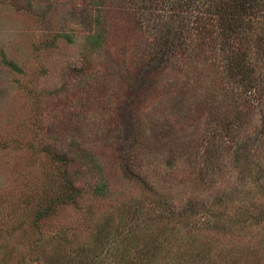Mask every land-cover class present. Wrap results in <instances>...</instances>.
<instances>
[{
	"label": "rangeland",
	"instance_id": "rangeland-1",
	"mask_svg": "<svg viewBox=\"0 0 264 264\" xmlns=\"http://www.w3.org/2000/svg\"><path fill=\"white\" fill-rule=\"evenodd\" d=\"M183 1L0 0V264H69L77 243L92 250L101 238L155 254L153 264H264V85L235 153L201 150L204 128L244 107L249 91L210 61L197 0ZM168 20L192 42L175 74L149 82L143 39ZM93 32L105 34L94 47ZM244 147L252 167L239 169ZM60 155L86 192L36 220L62 178ZM100 179L104 196L92 192ZM184 205L192 215L176 220Z\"/></svg>",
	"mask_w": 264,
	"mask_h": 264
},
{
	"label": "trees",
	"instance_id": "trees-1",
	"mask_svg": "<svg viewBox=\"0 0 264 264\" xmlns=\"http://www.w3.org/2000/svg\"><path fill=\"white\" fill-rule=\"evenodd\" d=\"M183 2L188 3L189 0H184ZM195 2L196 0H192V4ZM196 4L199 6V13L202 19L200 21L202 24L200 32L207 35L205 39H200L201 43L199 45H208L210 61L212 58L215 64L222 66L224 78L235 84L234 88L239 89L244 86L249 91L244 107L236 106L233 113L223 115L222 120L219 117H214L217 126L214 128L209 127V125L206 126L201 137V145L203 146L201 150L210 154L215 149L231 151L232 153L234 148L235 150L238 149L237 141L241 142V138H236V133L239 128V122L248 113L245 107L250 105L254 110L256 107L261 108L262 105L263 92H260L255 86L260 81L264 85V70L261 71V66H264V25L262 24L264 23V0H197ZM97 21L98 17L93 23L95 24ZM175 25L173 28L170 25V20L161 22L160 26L157 23L148 25L151 35L149 39H143V48L138 58L141 66H151L155 78L148 75L146 81L154 82L158 74L167 70L175 74V59L180 58L181 53H184L186 47L191 44L193 34L191 30L184 31L185 29L180 24ZM185 34L187 35L188 44L186 46V43H184L183 47L181 40L184 39ZM104 38L105 34L103 36L101 32H93L88 35L86 40L90 41L94 47L98 46ZM7 64L12 67L16 66L10 61H7ZM261 118L264 124V114ZM257 140L259 144H263L261 135ZM243 143L244 141L242 146L245 145ZM238 152L239 154L233 156L232 163L236 164L239 169L252 167L249 160H247L250 150L244 147ZM64 160V155H60L59 159H57L56 163L61 165H59V168L62 169V178L51 192L53 195L48 197L49 200L45 198L47 205L38 209L36 220L49 217L57 207L76 204L77 199L85 191L83 187L77 186L75 179L65 177ZM124 160L125 163L121 164L125 167L124 175L130 174V178L136 180L132 169L127 165V159ZM260 160L262 163V157ZM107 187L105 179H100L93 185L92 192L97 196H104L105 192L107 193ZM157 202L159 203V201ZM171 207L168 210V215L170 212L176 215L174 207ZM193 207L184 205L179 212L176 209L178 215L175 216V219L182 221L180 219L182 217L187 220V217L192 215ZM257 216L250 214L249 218ZM102 240V238L101 240L99 239L92 247V250L85 251H83V246L89 245L90 241L83 244L77 243L78 246L72 249L73 257L69 264H153L155 254L149 256L139 253L140 250H135L131 255L126 244L122 247H114L108 245L107 240L102 243ZM96 241L97 237L92 243ZM167 241L164 244L161 243L162 246L168 245ZM70 243L71 241L67 238L62 239L61 242L62 246L70 245ZM100 247L103 249L98 251ZM90 251L92 252L90 253ZM207 257L205 256L204 258ZM172 264L184 263L178 261Z\"/></svg>",
	"mask_w": 264,
	"mask_h": 264
}]
</instances>
